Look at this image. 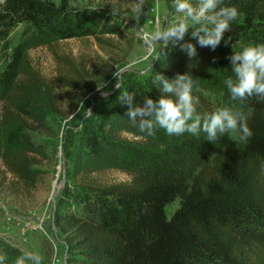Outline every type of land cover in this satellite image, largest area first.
Listing matches in <instances>:
<instances>
[{"label":"trees","instance_id":"obj_1","mask_svg":"<svg viewBox=\"0 0 264 264\" xmlns=\"http://www.w3.org/2000/svg\"><path fill=\"white\" fill-rule=\"evenodd\" d=\"M224 5L236 7L239 17L215 50L201 47L190 28L184 39L196 45L194 58L189 59L179 43L169 42L148 76L130 73L96 113L83 119L72 181L54 211L55 227L69 255L66 264H264V102L255 97L243 104L231 101L225 84L234 78L228 57L264 44V0H224ZM98 15L91 9L66 10L47 0H7L0 5V30L25 23L44 40L84 38L104 31ZM26 57L18 45L0 70V164L28 180L42 153L37 134L55 105L20 77ZM182 59L181 71L188 67L195 76L206 75L195 81L197 113L215 110L202 89L221 92L250 114L249 140L241 141L238 134L210 142L203 132L172 136L163 129L145 135L157 148L122 138L116 127L131 120L128 106L119 100L121 93L133 92L141 105L146 96L158 99L162 93L152 76L175 78L180 73L175 64ZM118 165L129 174L127 181L97 178ZM175 201L179 206L170 216L166 207ZM20 255L18 248L0 240L5 264Z\"/></svg>","mask_w":264,"mask_h":264},{"label":"rangeland","instance_id":"obj_2","mask_svg":"<svg viewBox=\"0 0 264 264\" xmlns=\"http://www.w3.org/2000/svg\"><path fill=\"white\" fill-rule=\"evenodd\" d=\"M47 1L66 10L98 11V24L104 31L84 38L44 40L31 24L20 23L9 31L0 30V70L12 50L22 45L27 57L20 77L25 78L30 90L45 92L55 105L54 114L37 134L42 153L37 158L40 163L27 173L29 179L14 175L0 164V240L18 248L21 255L24 252L39 255L41 264H66L69 255L64 237L55 227L54 211L63 190L72 181L82 121L96 113L130 73L149 75L159 45L149 51L137 30L150 33L157 25L161 29L170 27L182 14L172 9V0H146L138 25L129 7L135 0ZM191 2L195 4L196 0ZM184 61L175 64L179 74L188 73L195 81L206 77L204 72L195 76L194 69L188 67L181 71ZM201 91L214 103L215 110L229 107L246 114L225 100L221 92ZM116 129L129 141L159 146L140 133L132 121ZM236 137L238 133L222 138ZM96 176L101 181L129 179L127 171L119 165ZM178 206V201L169 204L167 213L171 216ZM9 260L8 264H15V258Z\"/></svg>","mask_w":264,"mask_h":264},{"label":"clouds","instance_id":"obj_3","mask_svg":"<svg viewBox=\"0 0 264 264\" xmlns=\"http://www.w3.org/2000/svg\"><path fill=\"white\" fill-rule=\"evenodd\" d=\"M6 2L7 0H0V5ZM145 3L146 0H135V4L129 6L132 18L138 25ZM171 7L182 15L178 16L170 27L161 29L157 25L155 31L150 33L137 30L149 51L159 45V53L154 59L162 57L160 49H166L169 42L179 43L189 59L194 58L197 55L196 45L191 40L184 39L190 28L191 37L196 39L201 47L215 50L224 40V33L231 31L232 23L239 17L237 8L224 5V0H196L195 4L191 0H172ZM224 43L227 44L228 41ZM228 59L234 76L225 81L230 100L243 104L255 97L264 102V44L244 47L240 52H233ZM151 80L162 93L158 99L146 96L141 105L136 103V95L133 92H122L119 96L121 104L128 106L126 116L140 133L150 137L154 136L158 129H163L166 134L172 136L185 133L199 136L203 132L210 142L230 133H238L241 141L252 137L253 132L247 123L250 114L233 111L229 107L218 108L203 116L197 113L200 101L193 91H198V87L190 74L178 73L175 78L169 79L161 73H156ZM29 262L41 264V257L24 252L16 259L15 264ZM0 264H5L4 256H0Z\"/></svg>","mask_w":264,"mask_h":264}]
</instances>
